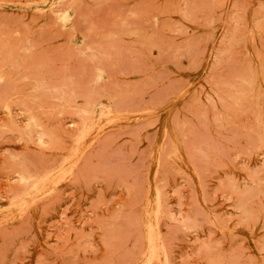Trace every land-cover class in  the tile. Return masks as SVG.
<instances>
[{"label":"rangeland","instance_id":"1","mask_svg":"<svg viewBox=\"0 0 264 264\" xmlns=\"http://www.w3.org/2000/svg\"><path fill=\"white\" fill-rule=\"evenodd\" d=\"M0 264H264V0H0Z\"/></svg>","mask_w":264,"mask_h":264},{"label":"bare ground","instance_id":"2","mask_svg":"<svg viewBox=\"0 0 264 264\" xmlns=\"http://www.w3.org/2000/svg\"><path fill=\"white\" fill-rule=\"evenodd\" d=\"M154 253V252H153Z\"/></svg>","mask_w":264,"mask_h":264}]
</instances>
